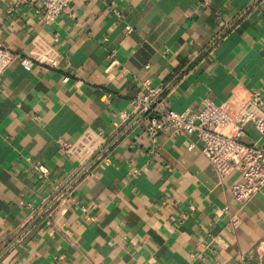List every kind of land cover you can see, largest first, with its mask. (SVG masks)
I'll use <instances>...</instances> for the list:
<instances>
[{
    "label": "crops",
    "instance_id": "crops-1",
    "mask_svg": "<svg viewBox=\"0 0 264 264\" xmlns=\"http://www.w3.org/2000/svg\"><path fill=\"white\" fill-rule=\"evenodd\" d=\"M0 44L57 60L0 77V264H264V191L239 204L196 135L152 149L119 118L145 82L177 112L264 101V0H75L49 23L0 0ZM89 131L108 145L84 174L64 150Z\"/></svg>",
    "mask_w": 264,
    "mask_h": 264
},
{
    "label": "built area",
    "instance_id": "built-area-1",
    "mask_svg": "<svg viewBox=\"0 0 264 264\" xmlns=\"http://www.w3.org/2000/svg\"><path fill=\"white\" fill-rule=\"evenodd\" d=\"M74 1L20 0L21 3H30L47 23L56 21ZM17 61L26 70H31L34 63L57 64L50 50L32 52L28 57L0 44V77ZM67 80L66 77L64 81ZM143 85L147 93L134 100V110L119 114L122 131H128L135 117L141 119L146 123L144 130L152 149L161 136L196 135L202 143V154L221 178L233 173L239 175L231 188L236 202L244 205L264 191V101L259 92L241 93L222 104L204 98L199 111L177 112L167 107L161 87L151 88L147 82ZM248 128L258 134L256 141L249 140ZM107 145L105 136L89 131L77 143L66 145L64 151L82 166L85 174L92 172L94 166L104 160ZM34 169L48 177L49 170L45 165L36 164ZM82 209L85 210L84 207Z\"/></svg>",
    "mask_w": 264,
    "mask_h": 264
}]
</instances>
